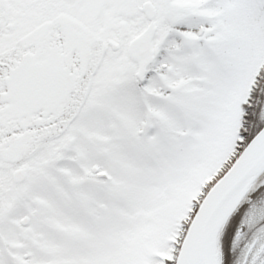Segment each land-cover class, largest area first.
<instances>
[{"label": "snow or ice", "instance_id": "snow-or-ice-1", "mask_svg": "<svg viewBox=\"0 0 264 264\" xmlns=\"http://www.w3.org/2000/svg\"><path fill=\"white\" fill-rule=\"evenodd\" d=\"M0 264H264V0H0Z\"/></svg>", "mask_w": 264, "mask_h": 264}]
</instances>
